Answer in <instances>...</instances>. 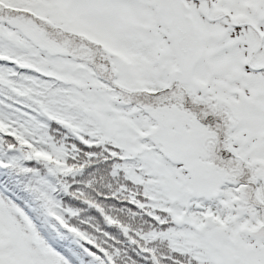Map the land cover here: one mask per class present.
Here are the masks:
<instances>
[{
  "label": "snow or ice",
  "instance_id": "snow-or-ice-1",
  "mask_svg": "<svg viewBox=\"0 0 264 264\" xmlns=\"http://www.w3.org/2000/svg\"><path fill=\"white\" fill-rule=\"evenodd\" d=\"M0 264H264V0H0Z\"/></svg>",
  "mask_w": 264,
  "mask_h": 264
},
{
  "label": "rangeland",
  "instance_id": "rangeland-1",
  "mask_svg": "<svg viewBox=\"0 0 264 264\" xmlns=\"http://www.w3.org/2000/svg\"><path fill=\"white\" fill-rule=\"evenodd\" d=\"M0 175H3V170H0Z\"/></svg>",
  "mask_w": 264,
  "mask_h": 264
},
{
  "label": "trees",
  "instance_id": "trees-1",
  "mask_svg": "<svg viewBox=\"0 0 264 264\" xmlns=\"http://www.w3.org/2000/svg\"><path fill=\"white\" fill-rule=\"evenodd\" d=\"M3 175H7V173L3 171Z\"/></svg>",
  "mask_w": 264,
  "mask_h": 264
}]
</instances>
